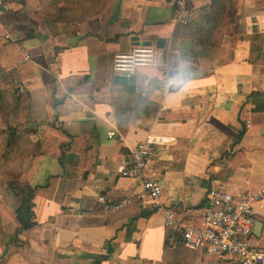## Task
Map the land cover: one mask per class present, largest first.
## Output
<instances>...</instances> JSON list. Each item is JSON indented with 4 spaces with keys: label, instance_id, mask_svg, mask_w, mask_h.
<instances>
[{
    "label": "crops",
    "instance_id": "obj_1",
    "mask_svg": "<svg viewBox=\"0 0 264 264\" xmlns=\"http://www.w3.org/2000/svg\"><path fill=\"white\" fill-rule=\"evenodd\" d=\"M174 4L0 0V59L16 70L32 118L52 121L62 136L59 156L29 183L31 211L14 206L0 264L213 263L184 249L163 213L200 226L211 187L238 196L264 184V0H187L188 24L176 22ZM137 46H156L166 57L176 81L166 95L163 74L149 68H138L127 85L114 83L115 57ZM22 53L30 60L22 62ZM112 131L123 141L109 140ZM149 136L170 139L147 171L160 181L159 202L144 196L105 214L98 198L143 193L117 168ZM60 159L74 165L76 179L64 176ZM256 215L264 247V203Z\"/></svg>",
    "mask_w": 264,
    "mask_h": 264
},
{
    "label": "built area",
    "instance_id": "obj_2",
    "mask_svg": "<svg viewBox=\"0 0 264 264\" xmlns=\"http://www.w3.org/2000/svg\"><path fill=\"white\" fill-rule=\"evenodd\" d=\"M187 0H175V20L178 24H188L191 17L186 12ZM8 38V37H7ZM23 54V53H22ZM22 62L30 60L22 55ZM138 68H149L163 74L161 93L166 95L176 81L168 79L166 57L156 46H137L129 54L117 55L113 70L117 76L130 78ZM171 82V83H170ZM109 140L123 141L115 131L107 134ZM169 138L149 136L139 142L122 160L117 168L120 178L137 180L143 189L138 196L108 202L100 197L97 203L104 207L105 214L117 212L146 196L153 205L162 195L160 181L147 175L151 157L157 155L159 148L166 146ZM264 203V184L254 193L232 195L219 187H211L201 209L202 224L195 226L176 220L171 211H164V226L178 237L184 249L204 252L213 257L212 264H264V247L257 244L255 227L256 208Z\"/></svg>",
    "mask_w": 264,
    "mask_h": 264
},
{
    "label": "rangeland",
    "instance_id": "obj_3",
    "mask_svg": "<svg viewBox=\"0 0 264 264\" xmlns=\"http://www.w3.org/2000/svg\"><path fill=\"white\" fill-rule=\"evenodd\" d=\"M1 57V54H0ZM9 59H0V240L12 231L15 220L13 210L21 202L18 193L30 187L32 179L59 156L62 136L52 121L32 118L31 101L21 91L16 70L6 65ZM23 133L15 142L10 131ZM4 241V240H3ZM259 241V240H257Z\"/></svg>",
    "mask_w": 264,
    "mask_h": 264
},
{
    "label": "trees",
    "instance_id": "obj_4",
    "mask_svg": "<svg viewBox=\"0 0 264 264\" xmlns=\"http://www.w3.org/2000/svg\"><path fill=\"white\" fill-rule=\"evenodd\" d=\"M259 40V37H254L252 39V43H255ZM10 131L11 133L13 134L12 137L15 136V142L17 143L19 140H22V138L24 137L23 133H19V131H17L16 129H11L10 128ZM68 146H62L61 148L68 151L69 149H67ZM65 151V152H66ZM59 164L61 166V168L64 170V176L66 178H69V179H72V178H77L74 174L72 175V173H75L76 174V171H75V168H74V165H70V164H65L63 159H60L59 161ZM73 169V171H72ZM72 172V173H71ZM21 191L23 193H18V197L21 199V204L28 210V211H31V200L33 199L34 197V190L32 187H26L24 189H21Z\"/></svg>",
    "mask_w": 264,
    "mask_h": 264
},
{
    "label": "water",
    "instance_id": "obj_5",
    "mask_svg": "<svg viewBox=\"0 0 264 264\" xmlns=\"http://www.w3.org/2000/svg\"><path fill=\"white\" fill-rule=\"evenodd\" d=\"M164 45H165L164 42H158V44H157V46L159 48H162ZM113 81L117 85H127L128 82H129L128 78L123 77V76H115ZM261 232H262V223L261 222H257L254 233H255V235L257 237H260Z\"/></svg>",
    "mask_w": 264,
    "mask_h": 264
},
{
    "label": "clouds",
    "instance_id": "obj_6",
    "mask_svg": "<svg viewBox=\"0 0 264 264\" xmlns=\"http://www.w3.org/2000/svg\"><path fill=\"white\" fill-rule=\"evenodd\" d=\"M171 83V82H170ZM189 85V82L187 80H183L182 84L180 85V87L182 89H186Z\"/></svg>",
    "mask_w": 264,
    "mask_h": 264
}]
</instances>
